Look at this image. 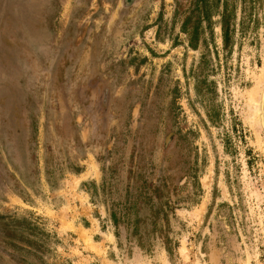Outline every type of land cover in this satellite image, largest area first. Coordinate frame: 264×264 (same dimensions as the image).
Returning <instances> with one entry per match:
<instances>
[{"label":"rangeland","instance_id":"rangeland-1","mask_svg":"<svg viewBox=\"0 0 264 264\" xmlns=\"http://www.w3.org/2000/svg\"><path fill=\"white\" fill-rule=\"evenodd\" d=\"M263 86L264 0H0V264H264Z\"/></svg>","mask_w":264,"mask_h":264},{"label":"bare ground","instance_id":"bare-ground-1","mask_svg":"<svg viewBox=\"0 0 264 264\" xmlns=\"http://www.w3.org/2000/svg\"><path fill=\"white\" fill-rule=\"evenodd\" d=\"M261 87V86H260ZM263 98H264V86H263V90H262V94H261V97H260V100H259V127H260V121H261V118H260V115L261 114H263V112H262V106H261V102H262V100H263ZM258 99V98H257ZM256 101V98L255 97H253V99H252V102L251 103H253L254 104V102ZM258 101V100H257ZM252 104V105H253ZM255 112V111H254ZM253 112V113H254ZM257 114V115H258ZM253 115V114H252ZM252 117V116H251ZM255 120V122H256V119H254ZM252 121V120H251ZM258 122V121H257ZM257 127V126H256ZM259 130V129H258ZM261 130V129H260ZM262 133V132H261Z\"/></svg>","mask_w":264,"mask_h":264},{"label":"flooded vegetation","instance_id":"flooded-vegetation-1","mask_svg":"<svg viewBox=\"0 0 264 264\" xmlns=\"http://www.w3.org/2000/svg\"><path fill=\"white\" fill-rule=\"evenodd\" d=\"M137 2L138 0H122L123 8L125 10L131 9Z\"/></svg>","mask_w":264,"mask_h":264},{"label":"water","instance_id":"water-1","mask_svg":"<svg viewBox=\"0 0 264 264\" xmlns=\"http://www.w3.org/2000/svg\"><path fill=\"white\" fill-rule=\"evenodd\" d=\"M261 106H262V112L263 114L260 115V118H261V121H260V129H261V132L264 136V98L261 102Z\"/></svg>","mask_w":264,"mask_h":264}]
</instances>
